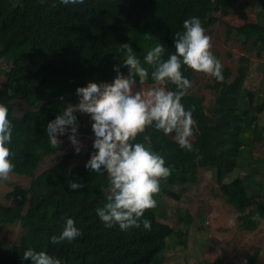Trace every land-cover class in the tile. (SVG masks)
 I'll return each mask as SVG.
<instances>
[{"label": "trees", "instance_id": "obj_1", "mask_svg": "<svg viewBox=\"0 0 264 264\" xmlns=\"http://www.w3.org/2000/svg\"><path fill=\"white\" fill-rule=\"evenodd\" d=\"M248 12L255 13L253 21L248 20ZM231 16L242 25L231 26ZM191 17H198L205 30L222 24L226 42L235 41L245 53L264 56V0H85L67 6L59 0L43 4L40 0H0V60L12 68L0 87V103L9 109L8 118L14 125L7 146L14 154L10 157L15 165L12 173L30 178L28 187L6 195L14 201L12 206L0 203V226L19 223L23 231L18 241L0 246V264H31L22 258L28 248L55 256L62 264H163L167 239L175 232L188 238V230L176 227L184 224L192 229L198 212L188 209L182 216L176 208L177 221L172 225L158 219L157 206L164 205V196L178 201L188 179L200 169H214L221 197L237 215L239 232L251 234L264 224V160L254 158L264 134V127L258 130L264 119V98L259 101L258 97V90L264 93V69H258V84L250 90L246 82L251 58L242 54L236 60L230 51L225 57L229 62L235 59L237 68L224 64L219 82L209 77L205 87L212 100L208 106L190 88L181 100L186 110L194 108L191 151L175 142L174 133L165 136L151 127L136 138L135 142L159 153L172 169L154 197L157 206L142 217L151 221L150 230L106 227L96 209L106 203L108 182L99 192H92L85 174L70 166L68 156L35 176L43 158L60 148L51 146L46 126L65 106L78 102L76 88L88 82H111L116 75L114 65L127 75L126 53L121 50L124 43L149 68V80L141 87L154 86L152 68L144 64V56L159 43L164 45L162 59L166 60L175 52L176 33L183 32V22ZM181 71L191 83L197 77H208L186 66ZM167 88L175 90L172 84ZM14 102L24 103L28 110L16 116ZM75 115L80 126L82 117L78 112ZM239 169L244 176L230 180ZM69 182L83 187L72 190ZM174 187L179 193L171 190ZM68 218L82 236L52 244L50 237L61 233ZM258 257L254 254L247 264H256ZM216 264L229 263L218 258Z\"/></svg>", "mask_w": 264, "mask_h": 264}, {"label": "clouds", "instance_id": "obj_2", "mask_svg": "<svg viewBox=\"0 0 264 264\" xmlns=\"http://www.w3.org/2000/svg\"><path fill=\"white\" fill-rule=\"evenodd\" d=\"M40 2L43 4L45 0ZM59 2L67 6L83 4L85 0ZM211 47V38L205 34L201 20L198 17L186 19L183 32L176 33L175 52L166 60L162 59L163 44L157 43L147 51L144 64L152 68L150 75L154 86L143 89L141 86L149 80V68L141 64L130 44H121V50L126 53L123 66L127 67V75L120 72L119 65H114L116 75L111 82H88L84 87H77L78 102L65 106L61 114L48 122L45 131L51 146L59 148L62 141L58 137L67 135L75 153L79 154L83 144L78 139L75 113L90 117L94 151L89 153L84 167L107 175L106 203L96 209L106 227L118 226L121 231L141 226L145 230L151 229V221L142 217L146 210L157 206L154 197L161 190V180H167L172 169L165 166L159 153L135 141L151 127L165 136L174 133L173 138L181 148L192 150L194 108L186 110L181 103L188 94L191 81L183 75L181 68L186 66L222 81L223 66L210 51ZM169 84L174 85L175 90H168ZM8 115L9 109L0 103V181L8 180L15 167L10 159L14 154L7 146L11 143L14 127ZM68 187L77 190L83 185L69 182ZM82 234L68 218L61 233L51 236L50 242H72ZM22 258L30 260L31 264H62L59 258L32 248L26 249Z\"/></svg>", "mask_w": 264, "mask_h": 264}, {"label": "rangeland", "instance_id": "obj_3", "mask_svg": "<svg viewBox=\"0 0 264 264\" xmlns=\"http://www.w3.org/2000/svg\"><path fill=\"white\" fill-rule=\"evenodd\" d=\"M248 20H254L253 12H248ZM231 26H241L242 21L235 16L228 19ZM224 26L220 23L215 24L209 29L205 30V34L211 38V49L213 55L221 62L222 66L229 65L234 70L237 68V58L240 55H247L251 58V70L246 82V87L252 88L258 84L257 71L260 68L264 69V56L258 57L251 52H244L241 46L235 41H225ZM232 39H235L233 37ZM230 51L233 55V61H227L226 53ZM261 73V72H260ZM12 74L11 66H3L0 60V87H3L8 78ZM207 78H195L190 87V93L194 96L203 97L205 105L212 100V95L206 89V85L210 83ZM139 87V85H137ZM143 89H147L142 87ZM259 101L264 98V93L258 90ZM75 97L77 95L75 94ZM14 114L20 116L26 110L27 106L24 103L14 102ZM79 113V112H78ZM82 117V123L78 127V139L82 142L83 148L79 154L75 153L72 145L68 141L67 135L58 137L62 144L59 150L47 154L42 163L35 171V176H38L45 170H50L55 164H58L63 158L70 157V166H75L82 170L87 178L92 192H99L108 182L106 174H97L96 172L86 169L85 163L89 159V153L94 151L91 147L93 133L91 130L90 117L86 114L79 113ZM258 125V130L264 127V119ZM254 158L264 160V134L262 145L254 152ZM244 171L242 169L236 170L234 176L230 179L243 177ZM196 179L191 183L192 179ZM192 179H188V184L181 193L174 187L171 190L179 193V200L168 197L162 198L164 205L157 206V217L164 222H170L174 225L177 221L174 218L176 208L181 209L182 216L187 214V210L191 212H198L194 215L198 219L196 226L190 229V226L176 227L179 230L189 231L188 238H180L178 232L172 234L167 239V246L164 256L163 264H203L217 263L218 258H222L229 264H247L248 260L254 254L258 253L259 257L256 264H264V224L259 230L248 234L246 232H239L237 230L236 213L234 209L228 206L215 182V171L213 168L199 170ZM30 178L17 176L13 173L6 181H0V203L3 206H12L13 200L6 199V195L16 189H23L29 186ZM199 208V209H198ZM200 222V223H198ZM22 229L19 223L14 225L0 226V246H5L12 242L19 240Z\"/></svg>", "mask_w": 264, "mask_h": 264}]
</instances>
